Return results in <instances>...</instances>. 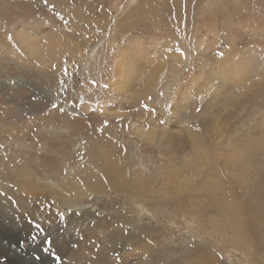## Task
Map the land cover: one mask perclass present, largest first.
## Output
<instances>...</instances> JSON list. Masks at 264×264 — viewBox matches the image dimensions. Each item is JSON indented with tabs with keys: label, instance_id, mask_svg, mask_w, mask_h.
Listing matches in <instances>:
<instances>
[{
	"label": "rangeland",
	"instance_id": "1",
	"mask_svg": "<svg viewBox=\"0 0 264 264\" xmlns=\"http://www.w3.org/2000/svg\"><path fill=\"white\" fill-rule=\"evenodd\" d=\"M130 42L161 50L120 93ZM252 49L264 0H0V264H264V67L230 69ZM161 128L199 144L170 157Z\"/></svg>",
	"mask_w": 264,
	"mask_h": 264
},
{
	"label": "bare ground",
	"instance_id": "2",
	"mask_svg": "<svg viewBox=\"0 0 264 264\" xmlns=\"http://www.w3.org/2000/svg\"><path fill=\"white\" fill-rule=\"evenodd\" d=\"M19 39L22 41V44L27 48V50L31 51V53H32V54L30 53L31 55L37 56V58L40 57L39 56V54H40L39 49L34 46L35 44H32L31 43L32 42V39L28 38L27 35H26V33H23L22 35H20L19 36ZM144 49H146L148 52H146V53L143 52V47H141L140 44L137 43V42L127 43L126 46H125V48L123 49L124 50V54L122 56L123 57V64L122 63L121 64H122V69L124 70L125 75H124V78L122 80L123 82H121V83L120 82H117L116 83L118 85V89L117 90L120 93L121 92L123 93V91L125 89H127V87L129 86L130 82L132 80H134L133 77L137 74L138 69H139L138 67L142 63H144L145 60H149L151 58H156L158 56V53L157 52H159L161 50V48L160 47H157V46L156 47H151L149 49H147V46H146V47H144ZM247 51L248 52H251V57H248L247 54H246V56L248 58H246L247 61L245 62V65L239 64V67H237L236 65L233 64L234 67H231L230 68V69H235L236 70L235 71L236 75L238 77H240L238 79H241L242 77L248 75L249 73H251L252 75L255 74V73L257 74V73H259L261 71L260 69H263V67H264V52L263 51H260L259 49L258 50L257 49L256 50L255 49H252V51L251 50H247ZM234 54H235V57H238L237 60L239 61V60H241L240 57L244 56L245 53H243L241 49H236L234 51V53H232V56H234ZM233 62H236V61H233ZM230 64L231 63H229L227 65V67H229ZM219 67H222L224 69L226 67V64L223 63V64L214 65L213 68H212V70H210V74H209L210 77H207L205 79L207 81H211V85H201L198 90H195L192 87H189V88H187L185 90H182V93H180V97H179V102L181 104L180 105L181 107H182V105H185L186 102L188 100H190L193 96L194 97H198L200 95V96H204V97H209L210 99H214V98L211 97V96H214V97H217L218 98L220 91H218L219 90L218 86L215 85L213 82H215V80L221 82V80H222V79L220 80V77H217V75L219 74V72H218L219 71V69H218ZM248 69H250V70H248ZM178 74L180 76V71L179 70H178ZM199 77H200V74L198 73V74H196L192 78V81H193L192 84H193V86L198 81ZM117 80L119 81L120 80V77H118ZM203 83H205V82H203ZM121 84H124L123 88L121 87ZM120 93H118V94H120ZM177 107L178 106L176 105L174 109L176 110ZM136 130L138 132L141 131L140 127H137ZM156 133H158L157 136H161V138H162V139H159V140H161V142H163V150H164L163 152L166 155L170 156V157H174V156H177V155L179 156L181 154V152H182V150H183V148H184V146L186 144H191V145H198L199 144L198 143L197 136L195 134H193V133H190L188 135V137H189V139H187V142L188 143L182 141L180 139V136L179 135H170V136H174L176 139L179 138L177 147H176V145L174 146L173 145V141L167 135V134H172L173 133V129H169V128H164V129L161 128V129H159L157 131H153V132L151 131V132H149L147 134V136L150 138L152 136H156ZM163 137H166V139H164ZM230 147H232V146H230ZM174 148H177V149H174ZM228 154L231 155V156H229V155H227V156L228 157H232V158H233L234 155H240V154L242 155V153H235V151H231L230 148H228ZM200 155H204V154L201 152ZM186 162H190V159L187 160ZM192 164H193V162L191 161V164L190 165H192ZM190 165H189V167H190ZM81 169H82L81 167L78 168V172L82 173L83 170H81ZM227 172H228V170H227ZM70 182H71V180H67L66 181V183H70ZM78 185L79 186H77L76 188L73 189L75 192H79V194H85V193H87V187H85L83 184L81 185L80 183ZM229 189H231V188H229ZM236 209L237 208H235V212H237ZM230 210H231V208H230ZM225 211H227V210H225ZM234 214H236V213H234ZM232 216H234V215H232ZM245 225L246 224H244L243 220H241L239 218V216L235 217V220L233 222L225 223V226L231 227V228H233L232 230H235L236 235L234 236V234L232 233L233 236H234L233 237V242L232 241H230V242L235 243V245H236L237 248L245 240V235H246L245 234V230H246V226ZM225 233H226V231H225ZM244 245H245V243H244ZM231 246L233 248L234 247V244H232Z\"/></svg>",
	"mask_w": 264,
	"mask_h": 264
},
{
	"label": "snow or ice",
	"instance_id": "3",
	"mask_svg": "<svg viewBox=\"0 0 264 264\" xmlns=\"http://www.w3.org/2000/svg\"><path fill=\"white\" fill-rule=\"evenodd\" d=\"M35 259H39V257H36Z\"/></svg>",
	"mask_w": 264,
	"mask_h": 264
}]
</instances>
